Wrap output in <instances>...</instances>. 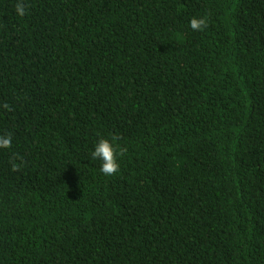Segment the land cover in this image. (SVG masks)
<instances>
[{"label":"trees","instance_id":"trees-1","mask_svg":"<svg viewBox=\"0 0 264 264\" xmlns=\"http://www.w3.org/2000/svg\"><path fill=\"white\" fill-rule=\"evenodd\" d=\"M17 2L0 264H264V0ZM111 137L104 176L90 151Z\"/></svg>","mask_w":264,"mask_h":264},{"label":"clouds","instance_id":"clouds-1","mask_svg":"<svg viewBox=\"0 0 264 264\" xmlns=\"http://www.w3.org/2000/svg\"><path fill=\"white\" fill-rule=\"evenodd\" d=\"M15 13L19 17L26 14L25 6L20 0L15 6ZM189 27L193 31H201L207 27V18L193 17L189 22ZM12 142L13 138L10 134L0 135V149H9ZM123 155L124 149L118 148L115 137L98 139L90 151L91 160L99 163V172L104 176H113L118 173L120 168L119 159ZM15 167L16 165L13 163V170H15Z\"/></svg>","mask_w":264,"mask_h":264}]
</instances>
